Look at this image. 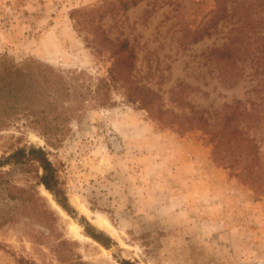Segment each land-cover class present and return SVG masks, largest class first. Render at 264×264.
Masks as SVG:
<instances>
[{
  "label": "rangeland",
  "instance_id": "1",
  "mask_svg": "<svg viewBox=\"0 0 264 264\" xmlns=\"http://www.w3.org/2000/svg\"><path fill=\"white\" fill-rule=\"evenodd\" d=\"M254 1L231 0V19L192 43L187 30L209 24L216 0H0V71L35 59L70 86L52 110L46 95L16 114L0 104V158L45 150L74 211L39 184L38 163L1 167L28 201L0 198V264H63L58 252L90 264H264V193L217 163L191 122L204 111L221 122L241 101L254 116L240 127L264 163V3Z\"/></svg>",
  "mask_w": 264,
  "mask_h": 264
},
{
  "label": "trees",
  "instance_id": "2",
  "mask_svg": "<svg viewBox=\"0 0 264 264\" xmlns=\"http://www.w3.org/2000/svg\"><path fill=\"white\" fill-rule=\"evenodd\" d=\"M116 1L127 9L129 6H136L142 0ZM254 2L262 4L264 0H255ZM115 3L113 1L108 2L109 5H116ZM230 3L231 0H216L217 8L213 11V19L208 20L209 24L207 23V26L200 25L194 30H187L190 41L192 43L200 42L205 36L212 34V30L218 26L219 21H229L232 17L228 8ZM243 3L245 4L246 2L244 1ZM120 48L127 50L129 48L127 41H122ZM229 51L228 48L223 50V52L228 53ZM226 54L224 53V55ZM226 57L230 58V55ZM68 85L67 79L61 73H57L53 67L41 61L29 59L20 64L15 63L13 60L7 63L3 62L0 71V104L16 114L25 110L27 100L33 97L40 99L46 95L49 97L47 104L51 106L50 110H52L57 106L60 98L70 95V90L68 89L70 86ZM51 96H54L53 101ZM243 105L241 101L229 105V114L224 115L221 122L216 121L212 123L211 117L213 115L205 111L196 116V118H191V122H194L193 120L199 122L198 124H201L203 130L210 136V141L213 144V159L217 163L233 169L243 182L251 185L256 192L264 193V163L260 161L258 145L255 142V138L251 137L248 131L243 129V126V128L240 127L241 123L245 121H247L244 125L245 127L252 124L251 118L254 114L250 112L251 108L248 109ZM55 110L57 109L55 108ZM60 115L63 116L62 113ZM253 120L255 119L253 118ZM43 128H45L44 134L47 137V142L52 144L54 135L48 131V125ZM30 162L38 163L42 169L43 173L39 178V184L43 185L46 190L55 196L57 203L65 211L69 214L74 212L69 204L66 193L60 187L57 170L49 161L45 150L35 147L29 149L20 148L4 162L0 158V168L8 164H27ZM27 193V190L10 185L0 176V198L4 195L7 199L15 201L19 205L28 201L25 197ZM18 202L20 203L18 204ZM84 230L89 237L106 249L111 247L113 240L104 233L95 231L88 224L85 225ZM67 243V240L60 241L57 246L60 247V245L62 246ZM57 256L63 264H90L83 261L79 255H76V258L72 260H68L60 252H58ZM120 264L138 263L122 260Z\"/></svg>",
  "mask_w": 264,
  "mask_h": 264
},
{
  "label": "bare ground",
  "instance_id": "3",
  "mask_svg": "<svg viewBox=\"0 0 264 264\" xmlns=\"http://www.w3.org/2000/svg\"><path fill=\"white\" fill-rule=\"evenodd\" d=\"M45 193H47L50 197H51V194L49 193V192H47L46 190H45ZM54 202V201H53ZM97 223L99 224V225H107L108 224V222L105 220V219H103L102 217H99L98 219H97ZM109 226V225H108Z\"/></svg>",
  "mask_w": 264,
  "mask_h": 264
}]
</instances>
